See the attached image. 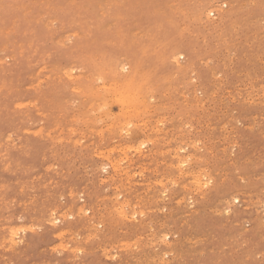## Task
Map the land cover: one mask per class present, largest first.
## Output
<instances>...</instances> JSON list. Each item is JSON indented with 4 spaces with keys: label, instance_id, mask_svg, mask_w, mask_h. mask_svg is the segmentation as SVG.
I'll use <instances>...</instances> for the list:
<instances>
[{
    "label": "rangeland",
    "instance_id": "1",
    "mask_svg": "<svg viewBox=\"0 0 264 264\" xmlns=\"http://www.w3.org/2000/svg\"><path fill=\"white\" fill-rule=\"evenodd\" d=\"M263 21L264 0H0V264H264Z\"/></svg>",
    "mask_w": 264,
    "mask_h": 264
},
{
    "label": "bare ground",
    "instance_id": "2",
    "mask_svg": "<svg viewBox=\"0 0 264 264\" xmlns=\"http://www.w3.org/2000/svg\"><path fill=\"white\" fill-rule=\"evenodd\" d=\"M216 1V0H215ZM187 2V1H186ZM140 3V2H139ZM122 4V3H121ZM120 4V5H121ZM141 4V3H140ZM196 7H197V5H196ZM196 9V8H195ZM200 9V8H199ZM191 10V9H190ZM212 10V9H211ZM67 11H69V10H67ZM139 11V10H138ZM29 12V11H28ZM58 12V11H57ZM60 14V13H59ZM67 14V13H66ZM207 14H208V12H207ZM101 15H103V14H101ZM210 18V17H209ZM208 18V19H209ZM132 19V18H131ZM225 22V21H224ZM264 22V21H263ZM12 23V22H11ZM153 26V25H152ZM110 27V26H109ZM87 29V28H86ZM61 32V31H60ZM7 33V32H6ZM136 33V32H135ZM55 35V34H54ZM68 36V35H67ZM140 36V35H139ZM65 37V36H64ZM66 39V38H65ZM225 43V42H224ZM178 45V44H177ZM223 46V45H222ZM5 48V47H4ZM160 49V48H159ZM76 50V49H75ZM156 54V53H155ZM161 54V53H160ZM159 54V55H160ZM170 54H171V52H170ZM228 54V53H227ZM113 55V54H112ZM149 55V54H148ZM86 56V55H85ZM156 56H157V54H156ZM182 56V55H181ZM206 57V56H205ZM87 58V57H86ZM174 59H176L177 60V58H174ZM211 59V58H210ZM4 60V59H3ZM39 61V60H38ZM99 62V61H98ZM153 62V61H152ZM147 65V64H146ZM180 65V64H179ZM140 66V65H139ZM120 67H122V66H120ZM119 67V69H121V71L122 70H124V68H120ZM138 67V66H137ZM108 68V67H107ZM135 68V67H134ZM138 69H140V68H138ZM150 69V68H149ZM67 70V69H66ZM131 70V69H130ZM85 71V70H84ZM136 71V70H135ZM66 72V71H65ZM71 72H73V70L71 71ZM133 72V71H132ZM67 73V72H66ZM107 73V72H106ZM138 73V72H137ZM143 73V72H142ZM109 74V73H108ZM119 74V73H118ZM111 75V74H110ZM129 75V74H128ZM128 75H125V76H123V77H128ZM148 75V74H147ZM69 76V75H68ZM71 76V75H70ZM115 76V75H114ZM118 76V75H117ZM119 76H120V74H119ZM118 76V77H119ZM59 77V76H58ZM57 77V78H58ZM149 77H150V75H149ZM94 78V77H93ZM116 78V77H115ZM37 80V79H36ZM73 80V79H72ZM224 81V80H223ZM109 85V84H108ZM117 85V84H116ZM118 86V85H117ZM181 87V86H180ZM70 88H71V86H70ZM108 88V87H107ZM150 89H151V87H150ZM96 91V90H95ZM76 92V91H75ZM70 93V92H69ZM197 93V92H196ZM8 94V93H7ZM129 94H131V93H129ZM31 95V94H30ZM117 96V95H116ZM198 96V95H197ZM122 97L123 96H121V94H118V99H122ZM183 97V96H182ZM139 98V97H138ZM187 98V97H186ZM69 102V101H68ZM143 102H145V101H143ZM251 102V101H250ZM71 103V102H70ZM16 105V104H15ZM24 104H22V106H23ZM29 105V104H28ZM26 106V105H25ZM90 106H92V104L90 105ZM97 106H99L98 104H97ZM109 106V105H108ZM185 106V105H184ZM154 108V107H153ZM95 109V108H94ZM95 111V110H94ZM145 111V110H144ZM152 111V110H151ZM65 112V111H64ZM162 117V116H161ZM70 119V118H69ZM163 119V118H162ZM78 120V119H77ZM86 120H88V119H86ZM164 120V119H163ZM50 122V121H49ZM155 122V121H154ZM159 122H160V119H159ZM165 122V121H164ZM28 124V123H27ZM127 124V123H126ZM159 124V123H158ZM125 125V124H124ZM159 126V125H158ZM124 127V126H123ZM129 127V126H128ZM163 127V126H162ZM253 127V126H252ZM38 128H39V126H38ZM41 128V127H40ZM151 128V127H150ZM72 129V128H71ZM106 129V128H105ZM122 129V128H121ZM147 129V128H146ZM67 130V129H66ZM163 129H161V131H162ZM167 130V129H166ZM165 130V131H166ZM27 131V130H26ZM71 131V130H70ZM88 131H91L90 129L88 130ZM96 131V130H95ZM99 131V130H98ZM97 131V132H98ZM151 131V130H150ZM156 131H157V129H156ZM30 132V131H29ZM34 132H36V131H34ZM100 132V131H99ZM120 132V131H119ZM122 132V131H121ZM154 132V131H153ZM167 132V131H166ZM79 133V132H78ZM95 134V133H94ZM155 134V133H154ZM46 135V134H45ZM96 135V134H95ZM122 136V135H121ZM52 137V136H51ZM82 137V136H81ZM225 137V136H224ZM154 138H156V137H154ZM154 138H152V139H154ZM127 139V138H126ZM162 139V138H161ZM83 140V139H82ZM59 141V140H58ZM69 141V140H68ZM139 141H141V140H139ZM54 142V141H53ZM152 142V141H151ZM140 143V142H139ZM138 143V144H139ZM142 143V142H141ZM193 143V142H192ZM191 143V144H192ZM12 144V143H11ZM74 144V143H73ZM79 144V143H78ZM135 144V143H134ZM169 144V143H168ZM180 144H181V142H180ZM183 144V143H182ZM121 145V144H120ZM119 145V146H120ZM137 145V144H136ZM141 146H142V144H140ZM140 145L139 146H137V147H139L140 148ZM144 145V144H143ZM190 145V144H189ZM118 146V145H117ZM135 146V145H134ZM167 146V145H166ZM128 147V146H127ZM131 147H132V145H131ZM143 147V146H142ZM191 147V146H190ZM75 148V147H74ZM222 148V147H221ZM115 149V148H114ZM118 149V148H117ZM129 149V148H128ZM131 149V148H130ZM104 150V149H103ZM110 150V149H109ZM167 150H168V148H167ZM176 150H178V149H176ZM100 151V150H99ZM115 151V150H114ZM117 151V150H116ZM126 151V150H125ZM137 150H135V152H136ZM170 151V150H169ZM232 151V150H231ZM122 152V151H121ZM138 152H140V151H138ZM159 152H161V151H159ZM164 152V151H163ZM176 152V151H175ZM119 153V152H118ZM106 154H108V153H106ZM188 154V153H187ZM230 154V153H229ZM122 155V154H121ZM98 156V155H97ZM96 156V157H97ZM104 156V155H103ZM118 156V155H117ZM102 157V156H101ZM119 157V156H118ZM124 157H126L125 155H124ZM173 157V156H172ZM106 158V157H105ZM104 158V159H105ZM113 158V157H112ZM107 159V158H106ZM177 159V158H176ZM179 159V158H178ZM191 159V158H190ZM196 159H197V157H196ZM182 160H183V158H182ZM181 160V161H182ZM195 160V159H194ZM113 161V160H112ZM122 161H124V160H122ZM189 161V160H188ZM108 162V161H107ZM176 162V161H175ZM247 162V161H246ZM110 163V162H109ZM118 163V162H117ZM129 163V162H128ZM131 163V162H130ZM185 163V162H184ZM120 164V163H119ZM148 164V163H147ZM113 166V165H112ZM115 166V165H114ZM156 166V165H155ZM182 166H184V165H182ZM186 166V165H185ZM51 168V167H50ZM115 168V167H114ZM114 168H113V170H114ZM117 168V167H116ZM125 168V167H124ZM185 168V167H184ZM104 169V168H103ZM118 169V168H117ZM144 169V168H143ZM174 169V168H173ZM179 169V168H178ZM101 170V169H100ZM120 170H121V167H120ZM118 171V170H117ZM116 171V172H117ZM127 171V170H126ZM152 171V170H151ZM71 172V171H70ZM122 172V171H121ZM124 172V171H123ZM141 172V171H140ZM190 172V171H189ZM181 173V172H180ZM187 173V172H186ZM168 174V173H167ZM137 175H139L138 174V172H137ZM199 175V174H198ZM224 175V174H223ZM133 176V175H132ZM192 176V175H191ZM119 177V176H118ZM222 177V176H221ZM260 177V176H259ZM132 178V177H131ZM134 178V177H133ZM142 178V177H141ZM225 178V177H224ZM239 178V177H238ZM126 179V178H125ZM129 179V178H128ZM178 179V178H177ZM202 179V178H201ZM160 180H161V178H160ZM159 180V181H160ZM169 180V179H168ZM167 180V181H168ZM158 181V182H159ZM166 181V180H165ZM174 181V180H173ZM220 181V180H219ZM104 182V181H103ZM241 182V181H240ZM262 182V181H261ZM160 183V182H159ZM160 184H164V183H160ZM160 184H159V186H160ZM199 183H197V185H198ZM193 185V184H192ZM196 185V186H197ZM172 186V185H171ZM175 187V186H174ZM201 187V186H200ZM69 188V187H68ZM183 188V187H182ZM186 189V188H185ZM188 189V188H187ZM186 189V190H187ZM245 189V188H244ZM135 191V190H134ZM146 191V190H145ZM171 191V190H170ZM125 193V192H124ZM127 193V192H126ZM144 193V192H143ZM115 194V196H116V193H114ZM135 195V194H134ZM119 197V196H118ZM117 197V198H118ZM263 197V196H262ZM231 198V197H230ZM104 199V198H103ZM108 199V198H107ZM115 199V198H114ZM123 199V198H122ZM135 199V198H134ZM179 199V198H178ZM100 200V199H99ZM111 200V199H110ZM136 200V199H135ZM182 200V199H181ZM102 201V200H101ZM115 201V200H114ZM128 202V201H127ZM140 202V201H139ZM180 202V201H179ZM61 203V202H60ZM176 203H177V201H176ZM263 203V202H262ZM120 204V203H119ZM126 204V203H125ZM175 204V203H174ZM70 205V204H69ZM127 205H128V203H127ZM134 205H136L135 203H134ZM133 206V205H132ZM255 206V205H254ZM259 206V205H258ZM98 207V206H97ZM68 208V207H67ZM77 208V207H76ZM70 209V208H69ZM118 209V208H117ZM79 210V212H80V208L78 209ZM124 210V209H123ZM163 210V209H162ZM264 210V209H263ZM64 211V210H63ZM108 211V210H107ZM125 211V210H124ZM65 212V211H64ZM81 212H83V211H81ZM137 212H138V210H137ZM141 212V211H140ZM130 213V212H129ZM136 213V212H135ZM134 213V214H135ZM142 213V212H141ZM141 213L139 214V215H141ZM118 214V213H117ZM132 214V213H131ZM214 214H215V212H214ZM219 214V213H218ZM221 214H223V213H221ZM66 215V214H65ZM85 215V214H84ZM127 215V214H126ZM138 215V214H137ZM59 216V215H58ZM78 216V215H77ZM91 217V216H90ZM102 217V216H101ZM129 217V216H128ZM262 217V216H261ZM52 218V217H51ZM67 218V217H66ZM255 218V217H254ZM140 219V218H139ZM48 220V219H47ZM130 220H131V218H130ZM250 222V221H249ZM139 224V223H138ZM30 225V224H29ZM55 225V224H54ZM145 225V224H144ZM95 226V225H94ZM114 226V225H113ZM260 227V226H259ZM28 228V227H27ZM149 228V227H148ZM14 229V228H13ZM24 229V228H23ZM96 229V228H95ZM102 229V228H101ZM28 230V229H27ZM29 230H30V228H29ZM31 230H32V228H31ZM154 230V229H153ZM17 231V230H16ZM77 231V230H76ZM102 231V230H101ZM155 231V230H154ZM65 232H67V231H65ZM70 232V231H69ZM151 232V231H150ZM15 233V232H14ZM73 233V232H72ZM60 233H58V236H60L59 235ZM62 234H64V233H62ZM14 235V234H13ZM74 235H76V234H74ZM93 235V234H92ZM164 235V234H163ZM15 236V235H14ZM57 236V237H58ZM149 236V235H148ZM153 236V235H152ZM145 237V236H144ZM74 238H75V236H74ZM95 238V237H94ZM187 238V237H186ZM76 239V238H75ZM83 239V238H82ZM141 239V238H140ZM151 239H152V237H151ZM133 240V239H132ZM195 240V239H194ZM16 241V240H15ZM14 241V242H15ZM77 241V240H76ZM134 241V240H133ZM185 241V240H184ZM188 241V240H187ZM156 242V241H155ZM161 242V241H160ZM189 242V241H188ZM61 242H59V244H60ZM132 243V242H131ZM136 243H138V242H136ZM198 243V242H197ZM200 243V242H199ZM76 244H77V242H76ZM135 244V243H134ZM150 244V243H149ZM152 244H154V242L152 243ZM160 244V243H159ZM189 244V243H188ZM56 245V244H55ZM66 245V244H65ZM64 245V246H65ZM79 245V244H78ZM124 245V244H123ZM129 245V244H128ZM132 245V244H131ZM61 246V245H60ZM114 246V245H113ZM118 246V245H117ZM135 246V245H134ZM137 246V245H136ZM121 247L123 248V246L121 245ZM126 247V246H125ZM168 247V246H167ZM166 247V248H167ZM171 247V246H170ZM54 248V247H53ZM137 248H138V246H137ZM144 248H146L145 246H144ZM81 249V248H80ZM119 249V248H118ZM133 249V248H132ZM140 249V248H139ZM170 249V248H169ZM50 250V249H49ZM64 250V249H63ZM96 250V249H95ZM121 250V249H120ZM134 250V249H133ZM67 251V250H66ZM72 251V250H71ZM122 251H124V250H122ZM154 251V250H153ZM210 251V250H209ZM212 251V250H211ZM187 252V251H186ZM185 252V253H186ZM102 253V252H101ZM197 253V252H196ZM202 253V252H201ZM204 253V252H203ZM162 255V254H161ZM131 256V255H130ZM113 257V256H112ZM116 257V256H115ZM260 257V256H259ZM77 258V257H76ZM156 258V257H155ZM106 259V258H105ZM142 259V258H141ZM174 259V258H173ZM137 260V259H136ZM157 260H158V258H157ZM162 260V259H161ZM150 261V260H149ZM153 262V261H152ZM139 263V262H138ZM160 263V262H159ZM166 264V263H165Z\"/></svg>",
    "mask_w": 264,
    "mask_h": 264
}]
</instances>
